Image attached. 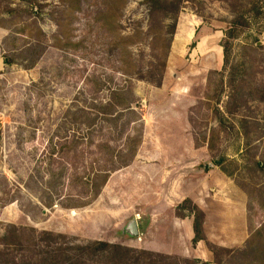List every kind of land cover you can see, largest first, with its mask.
I'll list each match as a JSON object with an SVG mask.
<instances>
[{
    "label": "rangeland",
    "instance_id": "rangeland-1",
    "mask_svg": "<svg viewBox=\"0 0 264 264\" xmlns=\"http://www.w3.org/2000/svg\"><path fill=\"white\" fill-rule=\"evenodd\" d=\"M66 6L61 0H0V27L7 32L0 40V264H33L35 253L48 249L29 230L20 243L6 246L1 239L12 225L64 234L61 241L71 246L105 240L142 249L128 224L149 221L151 203L178 201L198 185L207 242L217 250L223 243L243 250L253 230L264 233V0L183 1L162 83L131 78L138 121L125 127L135 126L142 137L135 159L110 175L95 201L79 208L62 207L70 202L64 197L78 190L66 183L49 191L47 173L61 167L67 175L89 172L106 154L97 147L101 141L113 147L124 142L119 129L133 116L117 106L114 114L121 112L122 119L116 130L92 103L126 85L119 49L111 46L115 33L146 31L149 16L144 0H128L117 31H107L97 20L104 0H82L70 20V40L79 44L63 47L54 17ZM234 10L244 13L249 26L232 42L226 64L222 41ZM131 50L137 65L145 66L146 41L132 42ZM221 81L225 87L217 93ZM206 92L217 98L206 101ZM178 205L176 214L190 213L191 203ZM211 255L198 264L213 263ZM94 259L92 264L107 260ZM221 259L242 264L244 257Z\"/></svg>",
    "mask_w": 264,
    "mask_h": 264
},
{
    "label": "trees",
    "instance_id": "trees-1",
    "mask_svg": "<svg viewBox=\"0 0 264 264\" xmlns=\"http://www.w3.org/2000/svg\"><path fill=\"white\" fill-rule=\"evenodd\" d=\"M62 3H67V9L59 13V17H54L59 28V36L57 41L60 42V46L68 47L77 46L79 43L71 42L70 30H71V16L74 15L73 11L77 10L82 0H61ZM184 0H144L148 6L149 24L146 31H143L138 27L134 34L117 35V27L121 21V15L123 8L127 5L128 0H104L106 9L103 12L98 13V19L103 21L102 26L108 31H115L112 48H118L119 55V72L126 79V85L110 90L109 98L106 100H99L92 103L102 113V117L105 120L115 123L116 130L118 128L117 121L121 118V112L114 114L115 108L119 106L124 113L123 115H129L130 119L133 116V121H126L123 124L122 131L119 129V135L124 142L120 146L113 147L109 141H101L97 147L106 150L105 155H101L100 158L95 160L98 167L93 168L91 171L84 174L72 173L67 175V168L61 167L59 171H48V190H59L64 185H72L78 191L74 195H66V201L69 203H63L64 208H79L86 207L95 201L105 184L107 183L110 175L129 165L135 159L138 146L141 144L142 137L138 135V129L132 126V130L126 131V127L138 121L133 103L136 100V96L133 93L131 85V78L136 77L141 80L155 83L159 85L162 83L163 75L166 68V61L168 52L171 45V37L175 33L176 20L183 7ZM235 9V6L233 7ZM235 15L233 19L228 23L225 29V38L222 41V47L224 50L225 63L228 64L231 53L232 42L237 39L245 28L249 26V22L244 13H239L234 10ZM259 14V13H258ZM56 18V19H55ZM169 22V23H168ZM31 30L28 29V34ZM145 40L149 48V58L147 64L143 66L138 63L131 50L132 42ZM6 63L12 62L6 57ZM156 73L157 77H156ZM216 71L210 72V77ZM245 82V81H244ZM225 83L220 82L217 93H222ZM213 90L211 82L208 83L207 91ZM205 93L206 101L217 98V94ZM214 92H216L214 90ZM97 93V92H96ZM264 103V96L260 97ZM89 99V98H88ZM218 112V111H217ZM107 117V118H106ZM90 117L87 118L89 120ZM95 123V119L87 122L89 127H92ZM121 131V132H120ZM211 147V143H209ZM54 152H51L53 155ZM52 163H50L51 166ZM257 168L261 169L262 165L259 161L255 162ZM60 194L57 193V196ZM87 198V201H79ZM76 199V200H75ZM184 202L192 204L190 213L194 215V242L198 240H204L209 250L213 253V263L210 261L203 262V264H224L222 256L232 257L235 254H239L244 257L242 264H264V233L263 229L253 230L249 238L246 239L247 246L243 250H233L228 247H220L214 249L207 242L203 231L204 211L193 203L190 199H185ZM51 201L46 206H52ZM264 209V202L261 204ZM178 208L181 205L177 206ZM181 215H184L182 213ZM32 232L31 238L38 241H47L46 251H38L35 253L38 261L33 264H92L96 256L107 258L105 264H180V262H191L193 264L202 263L201 259L185 260L177 255H169L160 252H155L147 249H137L128 247L122 244H114L105 240H94L84 245H67L66 242L61 241L66 236L61 233H54L50 231H36L30 227H17L10 226L2 237L3 243L7 245H16L18 240L23 238V231ZM19 232V233H18ZM21 232V233H20ZM245 241V242H246ZM19 242V241H18ZM20 243V242H19ZM1 251V250H0ZM31 259V258H30ZM37 260V259H36ZM33 262V261H32ZM96 262V261H95ZM12 264H18L16 261H12Z\"/></svg>",
    "mask_w": 264,
    "mask_h": 264
},
{
    "label": "crops",
    "instance_id": "crops-1",
    "mask_svg": "<svg viewBox=\"0 0 264 264\" xmlns=\"http://www.w3.org/2000/svg\"><path fill=\"white\" fill-rule=\"evenodd\" d=\"M6 35L7 32L0 27V40H3ZM201 191L203 192V185H198L184 190L183 196L178 201H173L168 197L166 203L160 205L161 207H159V201L157 203H151L152 209L149 221H143V219L138 220V248L180 257L192 256L196 259L208 258L210 260L212 258V251L207 248L205 241L198 240L194 242V215L186 212V214L179 216L175 212L177 205L186 198L191 199L203 210L199 204L202 198L200 195ZM204 214L206 217L205 212ZM205 217L203 230L206 239L209 240L210 235L205 227ZM126 245L132 246L130 244ZM221 246L235 247V245L226 243L221 244Z\"/></svg>",
    "mask_w": 264,
    "mask_h": 264
},
{
    "label": "water",
    "instance_id": "water-1",
    "mask_svg": "<svg viewBox=\"0 0 264 264\" xmlns=\"http://www.w3.org/2000/svg\"><path fill=\"white\" fill-rule=\"evenodd\" d=\"M3 64H4V58H1L0 59V68L3 67ZM127 230L134 236H138L139 234V230H138V223L137 221L134 219L132 220L128 226H127Z\"/></svg>",
    "mask_w": 264,
    "mask_h": 264
}]
</instances>
